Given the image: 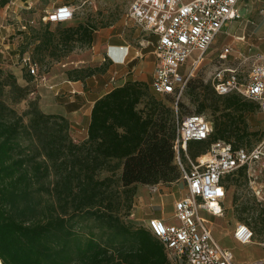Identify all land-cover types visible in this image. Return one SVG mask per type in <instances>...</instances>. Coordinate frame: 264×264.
Segmentation results:
<instances>
[{
	"label": "trees",
	"instance_id": "16d2710c",
	"mask_svg": "<svg viewBox=\"0 0 264 264\" xmlns=\"http://www.w3.org/2000/svg\"><path fill=\"white\" fill-rule=\"evenodd\" d=\"M97 30L90 22L70 24L59 39L54 32L43 35L34 51L60 59L76 43L93 45ZM8 84L0 67V264H173L146 226H135L114 213L117 202L110 190L114 175L100 173L110 161H117L129 208L137 184L181 179L174 148L175 109L158 96H149L147 82L128 79L95 101L87 138L76 142L69 133L72 122L63 114L36 112L25 124L1 97ZM188 87L203 96L199 113L208 101L221 111L212 137L189 142L188 150L205 142L208 148L219 139L234 148L245 146L247 115L256 102L238 93L220 95L215 89L210 99L203 82L190 81ZM50 119L59 121L49 125ZM32 129L44 137L43 152L30 150L21 140ZM42 153L44 159H39ZM244 171L231 175L240 177ZM52 173L56 180L48 184L44 180ZM82 214L99 221L100 234L76 226V217Z\"/></svg>",
	"mask_w": 264,
	"mask_h": 264
},
{
	"label": "rangeland",
	"instance_id": "374dc122",
	"mask_svg": "<svg viewBox=\"0 0 264 264\" xmlns=\"http://www.w3.org/2000/svg\"><path fill=\"white\" fill-rule=\"evenodd\" d=\"M40 1L41 5L39 4L37 9L17 13L22 22H28V28H26L32 33L33 38L29 44L21 43V45H18L17 52H12V55L9 54L4 63L0 64L6 80L9 81V84L4 86L1 97L18 115L22 116L24 123L28 125L36 112L63 114V112L68 111L71 118L77 114L78 121H71L72 126L69 133L76 142H81L86 139L87 107L85 104L77 113L70 112L67 102L70 99H80L79 96L81 95L68 90V86H70L68 81H88L94 90L102 91L106 87L110 88L118 84L120 79L119 73L116 79L113 82L111 81L110 75L113 69L110 68L109 59L100 63L99 58L105 51L97 45L98 38L102 37L104 43L109 39V36L121 34L132 46L137 48L145 46L149 52L146 60L155 63L156 55L153 52L154 45L152 41L156 38V35L145 30L130 17L133 0ZM62 4H70L74 7V17L64 22H46L44 20L45 15ZM11 11V9H8L9 13H12ZM10 18H7L6 21L12 22L13 17ZM77 22H90L98 26L93 45L76 43L73 49L64 52L65 54L60 59L50 57L49 52L40 55L34 51V47L43 35L54 32L57 39H59L66 26ZM238 25V21L229 22L225 25L222 33L209 48L205 61L195 69L194 75L189 80V82H203L204 85L208 86L210 99L213 97L212 79L216 68H238L244 70L247 74L252 64L257 61L255 58L246 59L244 55L240 58L235 57V49L238 48L236 44L241 42L239 45H242V41L232 44L234 50H231V53L223 62L219 61V51L233 39V37L226 35L227 31L235 32ZM242 51L244 54L246 53L243 45ZM30 62H35L39 66L41 75L35 76L31 73ZM106 73L107 76H105ZM151 81L152 79L149 83L148 95L158 96L160 100L175 109L176 98L172 95L162 96L156 94L151 87ZM202 98V95L198 97L188 87L178 103L180 114L199 113L197 109ZM221 102L222 100L219 101V103ZM207 104L206 109L200 114L205 115L215 124V120L220 116L221 111H216L215 105L211 104L210 101ZM256 105L254 110L247 115L249 136L243 145L248 148L264 143V112L259 109L257 103ZM56 120L59 121V119H50L48 124L52 125ZM43 139L44 137L39 136L38 132L33 129L21 138L23 144L28 146L30 150H41L42 152ZM207 145L208 142L197 145L192 152L189 151V154L192 155L200 150V152L205 151ZM38 158L44 159L43 153ZM116 165L117 161L112 160L106 164V169L100 173L101 177L106 174L114 175V182L110 190L117 202L114 208L115 214L120 215L124 221L135 226H145L149 217L163 213V211L167 222H177L175 202L187 193V186L182 178L173 183L144 185L146 188L145 194L148 197L146 203L142 200L139 190L140 185H137L132 197L133 206L129 208V203L126 202V193H124L125 189L119 180L121 170ZM113 168H115L114 171H112ZM245 171L240 177L231 175L232 179H229V191L225 201V213L222 216H214L210 219L214 224L215 238L222 246L234 252L237 263L246 264L260 261L259 264H264V175L258 168H256V171L252 168L251 175L246 168ZM55 180L56 175L52 173L44 181L49 184V182H55ZM76 220H79V224L76 226H79L85 232L92 229L100 234L102 231L99 221L86 218L85 214L77 216ZM240 222L247 223L254 232L253 239L249 243H241L234 235L235 228Z\"/></svg>",
	"mask_w": 264,
	"mask_h": 264
},
{
	"label": "built area",
	"instance_id": "2783aa9c",
	"mask_svg": "<svg viewBox=\"0 0 264 264\" xmlns=\"http://www.w3.org/2000/svg\"><path fill=\"white\" fill-rule=\"evenodd\" d=\"M242 0H133L130 17L157 36L154 43L156 67L151 87L156 94L176 98V163L187 193L175 202L177 222L152 216L146 227L163 244L173 264H239L234 252L222 246L214 236L211 217L225 213L229 191L228 176L241 168H256L264 175V143L253 148L219 139L197 156L189 154L191 141L212 137L214 123L200 113L180 114L179 100L186 92L195 69L222 33L225 24L241 18ZM74 7L62 4L45 15L46 22H64L74 17ZM232 49L224 46L218 54L223 62ZM33 75H41L30 62ZM231 67L216 68L212 84L220 95L238 93L256 102L264 112V56H259L248 73ZM254 166V167H252ZM256 166V167H255ZM234 235L241 243L252 241L254 232L244 222ZM260 261L246 264H259Z\"/></svg>",
	"mask_w": 264,
	"mask_h": 264
},
{
	"label": "crops",
	"instance_id": "0c3cea01",
	"mask_svg": "<svg viewBox=\"0 0 264 264\" xmlns=\"http://www.w3.org/2000/svg\"><path fill=\"white\" fill-rule=\"evenodd\" d=\"M39 4L41 5L40 0H9L5 5H2L0 2V64L4 63L5 58L9 54L12 55V52H17L18 45H21V43L25 44L31 36V32L27 29L28 22H22L17 13L37 9ZM241 6V18L229 21H238L239 25L235 32L227 31L226 35L233 37V39L226 45L232 46V44L237 43V41H242V45L245 47L246 53H243L242 45H239L241 42H238L236 44L238 48L236 47L235 49V57L240 58L244 55L246 59L255 58L257 60L259 56H264V0H242ZM8 9H11L12 13H9ZM10 17H13V21H6V19ZM118 35L119 34H114L109 36V39L104 43L102 41V37H99L96 41L100 49L105 51V53L99 58L100 63L107 59L110 61V68L113 69V72L110 75L111 81L113 82L120 73V79L118 77V84H115L110 88L106 87L104 90L100 91L94 90L88 81H68L70 84V86H68V90L81 95L79 96L80 99H70L67 102L70 112L77 113L85 106V104L87 107L86 138L88 125L91 119V111L98 98L112 90L114 87L124 84L128 79L145 81L148 84L151 79L153 80L156 62L154 63V61L151 62L146 60L149 53L147 48L145 46L138 48L134 47L130 42L126 41L121 34L119 36ZM156 39L157 36L152 41L153 45ZM107 75L108 74L106 73L105 76ZM68 113V111L63 112V115L67 116L72 122L78 121L77 114L75 117L71 118ZM137 185H140V194L142 200L146 203L148 200V197L145 194L146 188L143 184L139 183ZM154 216L166 219L164 211L163 213L161 212L160 214Z\"/></svg>",
	"mask_w": 264,
	"mask_h": 264
}]
</instances>
